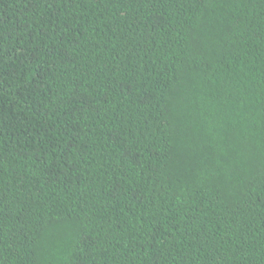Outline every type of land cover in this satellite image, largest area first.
Instances as JSON below:
<instances>
[{
    "label": "trees",
    "instance_id": "trees-1",
    "mask_svg": "<svg viewBox=\"0 0 264 264\" xmlns=\"http://www.w3.org/2000/svg\"><path fill=\"white\" fill-rule=\"evenodd\" d=\"M0 264H264V0H0Z\"/></svg>",
    "mask_w": 264,
    "mask_h": 264
}]
</instances>
